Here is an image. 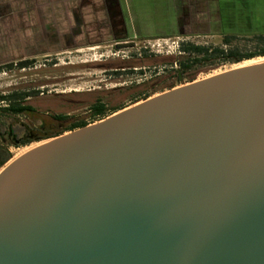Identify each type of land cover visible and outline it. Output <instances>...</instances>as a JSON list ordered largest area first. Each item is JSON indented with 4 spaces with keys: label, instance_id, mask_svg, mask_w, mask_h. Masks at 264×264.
I'll return each instance as SVG.
<instances>
[{
    "label": "water",
    "instance_id": "1",
    "mask_svg": "<svg viewBox=\"0 0 264 264\" xmlns=\"http://www.w3.org/2000/svg\"><path fill=\"white\" fill-rule=\"evenodd\" d=\"M0 264H264V62L5 165Z\"/></svg>",
    "mask_w": 264,
    "mask_h": 264
},
{
    "label": "rangeland",
    "instance_id": "2",
    "mask_svg": "<svg viewBox=\"0 0 264 264\" xmlns=\"http://www.w3.org/2000/svg\"><path fill=\"white\" fill-rule=\"evenodd\" d=\"M262 16L254 14L253 19H258L253 25L251 22L253 28H249L250 33H244L247 29H242L241 34H235L238 38L233 39L227 47L223 46V36L136 39L112 44H95L83 38V41L75 42L69 38V29L64 28L61 21H55L56 26L53 27L51 20L50 27L41 28L45 36H40L38 43L22 44L21 58L10 60L20 61L28 55L31 57L27 58L33 60L34 64L25 69L16 65L0 68V97L11 93L31 95L25 103L37 112L14 118L20 136L26 129L36 130L42 123L47 127H56L57 122L53 117L57 115L71 118L65 125L81 119L90 125L98 123L102 120L92 119L89 112L99 100L109 109L120 106L128 108L137 101H145L146 96L153 97L169 91L174 85L179 87L191 83L190 77L199 81L238 67L264 62V56H258L242 62L197 66L185 72L182 84L178 82L179 67L173 64L182 57V43L222 46L238 49L242 53L258 51L259 44L254 37L264 33ZM44 24L47 22L44 21ZM258 24L263 26L257 28ZM15 47L18 49L20 45ZM18 54L15 56L18 57ZM6 117L0 112L1 120ZM45 142L19 146L7 133L0 135V143L8 146L13 155L11 161Z\"/></svg>",
    "mask_w": 264,
    "mask_h": 264
},
{
    "label": "crops",
    "instance_id": "3",
    "mask_svg": "<svg viewBox=\"0 0 264 264\" xmlns=\"http://www.w3.org/2000/svg\"><path fill=\"white\" fill-rule=\"evenodd\" d=\"M254 14L263 15L264 21V0H0V67L30 60L25 55L23 60L10 61L21 58L22 44L38 43L45 36L41 28L50 27L51 20L53 27L61 21L75 42L86 38L112 44L220 37L241 34L244 28L249 34L258 19H253Z\"/></svg>",
    "mask_w": 264,
    "mask_h": 264
},
{
    "label": "trees",
    "instance_id": "4",
    "mask_svg": "<svg viewBox=\"0 0 264 264\" xmlns=\"http://www.w3.org/2000/svg\"><path fill=\"white\" fill-rule=\"evenodd\" d=\"M223 37V46L227 47L231 45L233 39L238 38V35L225 34ZM254 38L258 41L259 49L256 52L249 53H242L238 49H227L222 46L212 47L193 43H182L180 46V56L182 57H180V59L178 58L176 62H173V64L179 67V69H177V73H179L178 82L182 84V81L185 78V72H188L197 66L211 67L221 63L242 62L258 56H264V33L256 34ZM32 64H34L33 60H25L11 63L0 68H12L16 65L20 69H25ZM195 80L194 77H190L189 82H194ZM176 86L177 85L170 87V90L176 88ZM30 96L29 93H11L0 97V112L4 113L5 116H8L5 120L0 119V135L7 133L19 146H27L33 142L47 141L67 132L90 125L85 119L76 120L65 125V123L71 118L64 115H57L53 117L54 122H57L56 127H47V125L42 123V125L36 130L26 129L20 136L17 131V125L14 124V118L37 112L33 107L25 103L26 99ZM151 96L152 95L146 96L144 100L151 98ZM137 102H135V104ZM124 109H126V107L122 106L109 109L104 102L99 100L91 106L89 114L92 119L99 118L100 120H103ZM110 112L111 114H108ZM12 158L13 155L10 148L0 143V170L5 167Z\"/></svg>",
    "mask_w": 264,
    "mask_h": 264
},
{
    "label": "bare ground",
    "instance_id": "5",
    "mask_svg": "<svg viewBox=\"0 0 264 264\" xmlns=\"http://www.w3.org/2000/svg\"><path fill=\"white\" fill-rule=\"evenodd\" d=\"M256 64V63H255ZM252 65V64H251ZM12 162V161H11Z\"/></svg>",
    "mask_w": 264,
    "mask_h": 264
},
{
    "label": "flooded vegetation",
    "instance_id": "6",
    "mask_svg": "<svg viewBox=\"0 0 264 264\" xmlns=\"http://www.w3.org/2000/svg\"><path fill=\"white\" fill-rule=\"evenodd\" d=\"M107 105V104H106ZM107 107H108V105H107Z\"/></svg>",
    "mask_w": 264,
    "mask_h": 264
}]
</instances>
